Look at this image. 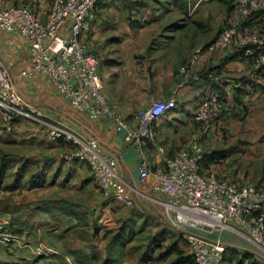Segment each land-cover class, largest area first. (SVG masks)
<instances>
[{
	"label": "crops",
	"instance_id": "obj_1",
	"mask_svg": "<svg viewBox=\"0 0 264 264\" xmlns=\"http://www.w3.org/2000/svg\"><path fill=\"white\" fill-rule=\"evenodd\" d=\"M233 4L234 0H101L92 29L84 37V42L101 58L99 72L104 81L106 98L127 121H132V112L145 108L152 98L169 99L181 80L180 67L188 61L194 49H205L204 58L221 78L216 88L233 105L232 113L214 122L210 128L209 148L219 154L209 162L207 171L219 178L261 185L264 184V69L253 75L248 60L235 56V51L207 50L219 31L233 19L234 14L230 10ZM8 5H13L11 0H0V7ZM125 8L130 9L129 16L122 14ZM38 14L43 20L47 19L45 11ZM246 22H235V25L245 29L258 28L264 32V14L257 21ZM0 58L11 71L15 86L27 105L42 110L44 120L70 130L83 140H96L105 154L117 157L120 176L132 187L149 195L147 198L135 196L133 207L114 200L105 216L115 219V215L119 214H115L114 209L135 208L133 212H141L142 219H158L156 227L170 228L163 208L157 202L163 201L164 196L139 185L142 156L135 144L126 142L124 134L116 131L112 121L92 120L86 113L77 110L45 75L39 74L34 78L23 76L21 72L29 68L32 58L28 45L16 33L0 30ZM196 90L197 86L192 83L179 89L177 107L170 114V120L156 123L157 137L167 156L191 142L196 133ZM6 136L14 141L29 143L25 149L30 154L24 156L22 169L26 172L30 166V173L33 174L22 192L42 195L51 194V190L72 189L74 193L66 190L61 193L60 204L52 205L54 213H58V218L62 220L68 217L76 220L85 218L89 206L92 208L91 215L97 218L106 212L108 202L97 187L90 169L80 162L61 160L59 153L62 150L69 152V147L51 140L44 126L21 119L17 121L13 133L0 130V139ZM215 140L223 144L218 142L219 146L215 148ZM225 141L227 143L224 144ZM144 151L151 164L155 167L162 165V156L155 148L145 145ZM19 188V185H13L10 192L17 193ZM2 191L3 187L0 198L4 194H1ZM74 194L89 195L90 204L87 205L86 201L84 208L72 206L80 204L70 200ZM70 202L72 205H69ZM0 216L15 222L11 213L1 215L0 212ZM13 225L17 229L18 226ZM204 238L210 243L225 246L226 264H237L242 258L245 264H264V258L254 246L236 234L216 232L206 234ZM30 240V250L21 242L9 248L0 246V261H19L22 264H27V261L31 264L36 257L44 256L50 261L51 256L57 254V249L46 243L44 238L41 240L40 235ZM39 245L50 252L43 250L39 253ZM36 264H44V261Z\"/></svg>",
	"mask_w": 264,
	"mask_h": 264
},
{
	"label": "built area",
	"instance_id": "obj_2",
	"mask_svg": "<svg viewBox=\"0 0 264 264\" xmlns=\"http://www.w3.org/2000/svg\"><path fill=\"white\" fill-rule=\"evenodd\" d=\"M100 1L54 0L46 20L25 4L0 7V30L19 35L30 50L32 63L21 74L27 78L45 75L77 110L92 120L112 121L116 131L124 134L125 141L135 144L142 156L139 185L164 196L163 201H157L163 208L164 218L172 230L185 235L196 264H226L225 246L204 238L216 232L236 234L264 258V184L219 178L203 170L202 162L209 150L200 142L201 137L209 132L215 119L233 111L231 102L214 86L221 78L217 72L208 71L205 49H194L180 67L181 80L169 99L152 98L145 108L132 112V121H127L106 98L104 81L99 74L101 58L84 42ZM262 11L264 0H236V22ZM236 47L245 49L244 58L251 65L253 75L262 70L264 32L237 24L220 32L207 50L227 52ZM207 80L208 87L204 85ZM188 83L197 86L196 133L191 142L167 156L155 126L159 120H170V114L177 107L176 94ZM21 119L40 123L53 141L64 139L74 145L76 149L62 155L63 159L87 163L106 198L132 207L135 196L149 197L120 176L117 157L105 154L96 140H83L70 130L44 120L42 110L27 105L11 71L0 58V126L12 132L15 121ZM145 145L161 154V166L155 167L149 162ZM12 226L11 220L0 216V246L9 248L18 242L25 248L31 246L30 239L21 240ZM42 251L39 249V253Z\"/></svg>",
	"mask_w": 264,
	"mask_h": 264
},
{
	"label": "rangeland",
	"instance_id": "obj_3",
	"mask_svg": "<svg viewBox=\"0 0 264 264\" xmlns=\"http://www.w3.org/2000/svg\"><path fill=\"white\" fill-rule=\"evenodd\" d=\"M53 1L54 0H11V4H25L37 13L45 11L48 14ZM129 12L130 9L125 8L122 14L124 16H129ZM210 130L211 129H209V132ZM205 142L209 144V136H207ZM218 142L219 144H223L220 141ZM218 142L215 140L216 145H213L215 148L216 146L218 148ZM225 143L227 142L225 141L224 144ZM28 145V142L22 143L20 141H14L9 136L0 139V165L2 162H6L9 165V169L2 183L3 191L1 194H4L0 198V212L1 215L11 213L12 219L15 221L12 222L18 226L17 229L22 230L24 234H29V237L26 238L27 240L31 238L37 239L38 235H40V239L42 240V238H44L46 243L49 242L51 247L57 245V248L65 254L67 261H71L73 264L76 255L88 258V263H91L90 260L93 258L95 261H92V263L94 264H100L106 259H112L113 257H109L111 255L116 256L117 259L120 260L118 261L119 264H167L168 258L165 261L158 262L155 260L149 262L141 260L144 252H149V256L156 258L161 252V246H166L170 241L178 240L177 235L174 234L176 232L172 229L156 227L158 225V219L156 220L150 217V219H142L143 214H141V212H133L135 208L129 209L124 207H122V209H114L113 212L119 215H115V219H111L105 215L108 209H111L114 200L108 198L107 202L109 206L106 212H103L98 218L91 215L90 212L92 208L89 206V212L88 214L87 212L85 213V218L81 220H76L74 218L71 220H68V218L67 220H62L60 217L58 218V213H54L52 205L60 204L59 199L61 198V193L63 194V192L69 188L66 190H51V194L46 193L42 195H36L31 192L27 193V191L22 192V190L24 188L26 189V186H28V184L26 186L25 184L33 174L30 173V166L26 169V172H23L22 169V163L25 162L22 160L24 156L29 153V150L25 149V147H29ZM68 151H71V148H69ZM65 153L66 151L62 150L59 153V157L61 160L67 162L62 157ZM17 178H19V180L16 183ZM16 184L20 186L16 191L17 193H11V189H6V186H15ZM69 191L74 193L72 189H69ZM70 200L80 203L72 205L70 202L69 205L72 206L80 205L84 208L86 201L87 205L90 204V198L87 194H74V196H70ZM50 210L52 213H49ZM67 227L70 228L69 232H65ZM96 229H98L97 233ZM62 231H64V233H60ZM162 231L167 233L166 241L164 243L153 244L152 241L156 240L157 236L162 239V236H160ZM29 248L28 246V250H30ZM40 248L47 253L50 252L42 246ZM72 248L77 250L76 255L70 254L67 250ZM185 248L186 243L184 244V249ZM187 249L188 248H186V250ZM25 263L30 264L27 261H25Z\"/></svg>",
	"mask_w": 264,
	"mask_h": 264
},
{
	"label": "trees",
	"instance_id": "obj_4",
	"mask_svg": "<svg viewBox=\"0 0 264 264\" xmlns=\"http://www.w3.org/2000/svg\"><path fill=\"white\" fill-rule=\"evenodd\" d=\"M9 6H11V5H8L7 7H9ZM230 10L234 14L233 15L234 17H233V19L231 21H229V23L225 27H223L219 31V33L222 32L226 28L235 26V22L237 21V18H236L237 17V13H236V0H234L233 7ZM262 14H264V11H262V12H260L258 14L252 15L250 18L246 19L245 21H247L246 23H252L254 21H257V19ZM239 19L242 20L243 18H240L239 17ZM236 48L235 49L232 48L230 50H233V51L236 52L235 56H239V57H243L244 58V51H245V49L239 48V47H236ZM217 51H219V50H217ZM205 60L207 61L208 71H213V72L215 71V72L218 73V71L216 69H214L212 66H210V64L208 63V60L207 59H205ZM263 69H264V67L262 68V70ZM219 82H217V83H219ZM209 83H210L209 80H207V81H205L204 85L208 87L209 86ZM217 83L214 84L215 88L217 86ZM227 116H229V115H227ZM225 117L226 116H223L221 118L215 119L214 122H216V121H218L220 119H223ZM17 121H15V127H16ZM0 130H2L5 133H8V134L13 133V131L12 132H7L1 126H0ZM207 136H209V132H208V134L206 133V135H203L201 137V139H200V142L202 143V145H204L209 150V154L206 156V158L202 162L203 170H205V171H207V169H209V162H212L214 160V158L219 154L218 151H215V150L214 151H211L210 150L209 144L205 142V140H207ZM55 142L60 143L63 146H68L69 148H71V151L73 149H76V147L74 145H72L71 143L65 141L64 139H59V140H57ZM73 162H80V161H73ZM80 163L86 165L90 169V167H89V165L87 163H85V162H80ZM8 169H9V165L6 162L5 163L2 162V164L0 165V189L3 187V184H2L3 183V178L5 177L6 172H7ZM90 171H91V169H90ZM91 174H92V177H93V179H94L97 187L100 189V187H99V185H98V183L96 181V178L94 177L92 171H91ZM18 180H19V178H18ZM6 188L7 189H13V186H6ZM101 193H102L104 199L106 201H108L107 200L108 198H106L104 196L102 190H101ZM133 206H135V204ZM68 220H71V219L68 217ZM12 230L15 233H18L19 235H21L20 237H26V238L29 237V234H24L22 230L16 229L14 225L12 226ZM69 230H70V228L67 227V229H66L65 232H68ZM97 231H98V229H96V233H97ZM60 233H64V231H62ZM174 234L177 235L178 240L170 241L166 246H161L160 247L161 248V252L158 254V256L156 258H153V257L149 256V252H144V254L142 255L141 260L142 261H145V262H149L151 260H155V261L158 262V261H165L168 258L169 260H167V264H196L195 259L192 256V254L190 253L189 249H187V250L184 249V244L185 243H186V248H188L187 247L188 244H187L185 235L182 234V233H179V232H176ZM160 236H162V239H160L159 236H157L156 237V240H153L152 243L153 244L154 243H164L166 241L167 233L164 232V231H162V233L160 234ZM157 245H163V244H157ZM54 247H55V249H57V254L52 255L50 261H47L46 260V257L40 256V257H36V259L31 264H36L40 260H43L44 261V264H73L71 261H67V258L65 256V254L62 253L61 250L57 248V245H54ZM67 250L70 252V254H72V255L75 254L76 255V251L77 250H75V248L67 249ZM226 254H227V252L225 251V262L227 261ZM109 257H113V258L112 259H106L105 261L101 262L100 264H119L118 261H120V260L117 259L116 256H112L111 255ZM245 257L251 258L250 255H246ZM92 261H95V260L93 258H91V260H90L91 263H88V258H83V256H77L76 255V259H75L74 264H94V263H92ZM255 263H251V264H255ZM0 264H22V262H19V261H17V262L0 261ZM237 264H245L244 258L239 259ZM256 264H258V263H256Z\"/></svg>",
	"mask_w": 264,
	"mask_h": 264
}]
</instances>
